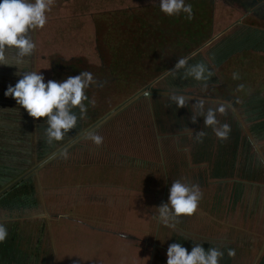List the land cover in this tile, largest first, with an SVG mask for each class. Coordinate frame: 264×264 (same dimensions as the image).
<instances>
[{"label":"rangeland","instance_id":"rangeland-1","mask_svg":"<svg viewBox=\"0 0 264 264\" xmlns=\"http://www.w3.org/2000/svg\"><path fill=\"white\" fill-rule=\"evenodd\" d=\"M185 2L190 21L165 15L159 0H55L47 24L31 32L37 47L26 64L0 65V192L20 179L5 201L47 213L38 221L55 236V264H167L172 243L221 250L217 230L245 233L260 251L253 263L250 254H236L238 261L264 264V54L237 52L254 27L264 35V0ZM8 56L14 60V50ZM181 57L210 68L207 88L184 69L170 72ZM23 71H40L45 82L91 72L97 83L85 90L84 130L47 143L45 118L4 94ZM173 91L188 96L187 106L169 100ZM198 100L205 112L227 106L217 113L231 126L227 140L203 116L192 122ZM89 130L102 145L86 138ZM200 130L203 143L195 140ZM177 179L198 184L203 198L194 215L166 226L158 207Z\"/></svg>","mask_w":264,"mask_h":264},{"label":"clouds","instance_id":"clouds-1","mask_svg":"<svg viewBox=\"0 0 264 264\" xmlns=\"http://www.w3.org/2000/svg\"><path fill=\"white\" fill-rule=\"evenodd\" d=\"M54 4L55 0H0V65H15L20 69L26 64V58L31 57L37 47L31 32L44 28L48 22L47 13ZM159 9L170 17L184 13L189 21L194 18L192 5L185 0H159ZM10 50L15 53L12 61L8 56ZM188 60V57L179 58L175 69L170 72L184 69L185 77L202 81L207 88L213 72L202 62L189 65ZM232 79H240V74L233 72ZM96 83L89 71L69 75L61 81L49 79L47 82L40 71H23L22 78L14 86L9 85L4 94L14 98L31 117L45 118V136L47 143L52 144L54 141H62L70 130L76 128L78 120L84 118L87 113L85 101L89 100L85 90ZM237 88L243 90L244 85L240 84ZM169 100L177 107H185L189 98L179 91H173ZM90 103L95 106L96 101L93 99ZM195 106L199 113L191 116L192 122H197V116H203L204 126L211 127L220 140H227L231 126L228 123L220 124L217 119V113L227 114V106L220 103L216 108H208L206 112L204 100H198ZM77 108L79 117L73 111ZM206 135L203 130L196 132V142L203 143ZM86 138L97 146L103 144L104 138L94 131L89 130ZM63 155L66 159L67 152ZM202 198L203 193L198 184L189 185L179 179L174 180L169 189L168 202L158 207L160 222L167 226L178 223L181 216L194 215ZM7 238L8 228L0 223V243H4ZM235 254L234 249L228 250L229 257H235ZM166 255L167 264H220L224 252L215 247L205 249L202 243H195L189 252L181 243H172Z\"/></svg>","mask_w":264,"mask_h":264},{"label":"crops","instance_id":"crops-1","mask_svg":"<svg viewBox=\"0 0 264 264\" xmlns=\"http://www.w3.org/2000/svg\"><path fill=\"white\" fill-rule=\"evenodd\" d=\"M261 31L262 30H258L254 27L252 39L248 41L247 38V46L238 49V54L242 52V54H245V52H249L250 50L252 53L264 54V35ZM82 123L78 121L76 128L78 129L80 125L82 130H84ZM12 184L0 192V223L5 224V226L8 228L7 240L4 243H0V264H55L53 262L57 253V245L54 241L55 236L53 233L46 231L45 226L39 224V221L47 220V213L30 214L32 212H27V210L22 211V209H27L29 206L26 208H21V204L15 203V201H17L16 199H7V201H5L6 199L3 197H5L4 195L6 192L9 190L7 194L9 195V193H11V188L17 186L20 183L17 182L14 184L13 182ZM9 206L11 208L8 210ZM237 220L239 221V219ZM34 221L38 222L37 225L33 224ZM16 223L17 226H14ZM237 226L243 227V221ZM38 229H40V231ZM250 233H253V231L249 232L248 236ZM212 234L218 236V238L221 240V251L224 252V258L220 260V264H242V262L238 261L236 254L238 255V258H242L245 256V254H250L249 259L253 263L255 259L253 253L260 251L258 250L260 246L257 245V249H255L253 246V241L244 238L245 233H239L241 234L239 236L230 234L229 232H221L220 230H217ZM40 235H45L46 237L44 239L36 238ZM236 241H240V244L234 245ZM228 248L235 250V257L228 256ZM240 253L242 256H239ZM51 257H53V260ZM263 260L264 257L261 258L260 261Z\"/></svg>","mask_w":264,"mask_h":264},{"label":"water","instance_id":"water-1","mask_svg":"<svg viewBox=\"0 0 264 264\" xmlns=\"http://www.w3.org/2000/svg\"><path fill=\"white\" fill-rule=\"evenodd\" d=\"M17 182H18V180H17L16 182H14V184L17 183ZM12 185H13V184H12Z\"/></svg>","mask_w":264,"mask_h":264}]
</instances>
